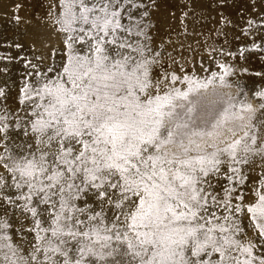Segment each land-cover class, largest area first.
<instances>
[{
	"label": "rangeland",
	"instance_id": "1",
	"mask_svg": "<svg viewBox=\"0 0 264 264\" xmlns=\"http://www.w3.org/2000/svg\"><path fill=\"white\" fill-rule=\"evenodd\" d=\"M173 1L0 11V264H264V0Z\"/></svg>",
	"mask_w": 264,
	"mask_h": 264
},
{
	"label": "bare ground",
	"instance_id": "2",
	"mask_svg": "<svg viewBox=\"0 0 264 264\" xmlns=\"http://www.w3.org/2000/svg\"><path fill=\"white\" fill-rule=\"evenodd\" d=\"M26 1L27 0H0V11H9L11 6H15L17 5V3H24ZM171 5H174L175 7L174 13L168 15V17L163 18L165 29L162 31L161 36L159 37L160 40H163L165 37L171 38L174 32L178 30H190L193 34L184 37H177L176 40L174 37L172 42L177 44H183L188 40L196 37L203 38L202 41L204 40V43H206V45H210L217 37L225 36L227 39H230L234 36V32L231 29L229 32L227 31L226 33H223L221 32L220 28H217L218 26H215L212 29L201 31L202 27H198L192 23L191 17L194 16H191L192 14L201 15L209 8L205 0H174L169 4V6ZM226 6L232 13L234 8L231 3H228ZM184 14H187V16H185ZM225 14L227 15L226 12ZM47 25H49V23ZM47 25L45 24L44 27L46 28ZM216 28L220 31L216 30ZM49 29L52 32L51 34L55 35L53 29ZM42 38L44 41V45L49 41H56L58 39L57 37L50 39V33H43ZM49 49L50 46L45 45V50L47 51Z\"/></svg>",
	"mask_w": 264,
	"mask_h": 264
}]
</instances>
